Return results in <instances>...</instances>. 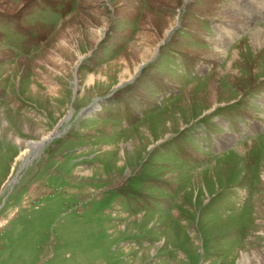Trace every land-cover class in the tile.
I'll return each instance as SVG.
<instances>
[{"label": "rangeland", "instance_id": "1", "mask_svg": "<svg viewBox=\"0 0 264 264\" xmlns=\"http://www.w3.org/2000/svg\"><path fill=\"white\" fill-rule=\"evenodd\" d=\"M259 2L0 0V264H264Z\"/></svg>", "mask_w": 264, "mask_h": 264}, {"label": "bare ground", "instance_id": "2", "mask_svg": "<svg viewBox=\"0 0 264 264\" xmlns=\"http://www.w3.org/2000/svg\"><path fill=\"white\" fill-rule=\"evenodd\" d=\"M258 1V0H257ZM259 1H261V2H259L258 3V6H260L261 7V9L260 10H262V11H260V12H264V0H259ZM256 5V4H255ZM227 10H229V11H234V12H236L238 15H240L241 14V12L238 10V8H230V7H228L227 8ZM254 12H255V15L256 14H259V12L257 11V10H255L254 9ZM230 13V12H229ZM234 14V13H233ZM236 16V15H232V16H230V18H238V25H239V27L241 28L242 26H245V27H247L248 25H249V21H248V18H243V16H242V20L239 18V16ZM242 15V14H241ZM232 21V20H231ZM237 21V20H236ZM234 23V22H233ZM236 26V25H235ZM245 27L243 28H241L240 30H245ZM169 31H167V33H168ZM251 40L255 43V44H261V43H263V41H264V31H260V30H258V31H256V32H253L252 34H251ZM223 42V41H222ZM218 45H219V47L220 46H222L221 45V43H219L218 42ZM216 107V106H215ZM45 140H47L46 138L43 140V141H45ZM39 146H41V144H36L35 146H33V149H36V148H38ZM32 149V150H33ZM22 158V157H21ZM9 184H10V182H9Z\"/></svg>", "mask_w": 264, "mask_h": 264}, {"label": "water", "instance_id": "3", "mask_svg": "<svg viewBox=\"0 0 264 264\" xmlns=\"http://www.w3.org/2000/svg\"><path fill=\"white\" fill-rule=\"evenodd\" d=\"M143 66V65H142ZM117 87H119V86H117ZM97 101V100H96ZM89 108H91V105L89 106V107H87L86 109H88L89 110ZM85 109V110H86ZM83 112H85L84 110H83ZM55 137H58L57 135H55V134H52V135H50L49 136V138H48V141H46V143H48L50 140H52L53 138H55ZM45 143V144H46ZM42 146H44L43 144H42ZM40 148H41V146H40Z\"/></svg>", "mask_w": 264, "mask_h": 264}]
</instances>
